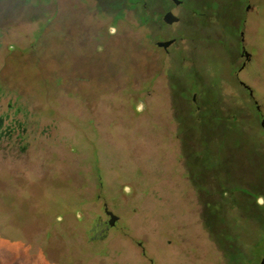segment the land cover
<instances>
[{
    "label": "rangeland",
    "instance_id": "374dc122",
    "mask_svg": "<svg viewBox=\"0 0 264 264\" xmlns=\"http://www.w3.org/2000/svg\"><path fill=\"white\" fill-rule=\"evenodd\" d=\"M1 118L0 264L264 259V0H0Z\"/></svg>",
    "mask_w": 264,
    "mask_h": 264
},
{
    "label": "water",
    "instance_id": "95a60500",
    "mask_svg": "<svg viewBox=\"0 0 264 264\" xmlns=\"http://www.w3.org/2000/svg\"><path fill=\"white\" fill-rule=\"evenodd\" d=\"M173 1L176 3H180V0H173ZM163 19H164V21H166L169 24H173V23L179 21V17L177 15H175L172 11L166 12V14L163 16ZM172 43H173V40H168V41L158 42L157 45L162 46L164 48H168ZM105 211L110 216L109 227L114 226L119 217L117 215H115L112 211H110L108 209L107 205H105ZM260 264H264V259H262Z\"/></svg>",
    "mask_w": 264,
    "mask_h": 264
},
{
    "label": "flooded vegetation",
    "instance_id": "af4514ba",
    "mask_svg": "<svg viewBox=\"0 0 264 264\" xmlns=\"http://www.w3.org/2000/svg\"><path fill=\"white\" fill-rule=\"evenodd\" d=\"M170 1L174 2L173 0H170ZM174 4L179 5L180 3H176V2H174ZM168 11H170V10H167L166 12H168ZM1 120H2V118L0 119V122H1ZM11 128H12V127L9 125L8 128H7V130H6V132H7V137L10 136ZM104 231H105V229L102 228V229H101V232H104Z\"/></svg>",
    "mask_w": 264,
    "mask_h": 264
}]
</instances>
